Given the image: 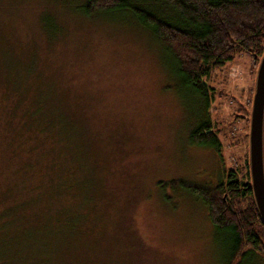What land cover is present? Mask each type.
I'll list each match as a JSON object with an SVG mask.
<instances>
[{
    "label": "rangeland",
    "instance_id": "obj_1",
    "mask_svg": "<svg viewBox=\"0 0 264 264\" xmlns=\"http://www.w3.org/2000/svg\"><path fill=\"white\" fill-rule=\"evenodd\" d=\"M84 3L0 0V257L225 264L206 206L171 181L212 186L249 171L261 57L239 55L207 79L219 157L190 143L201 108L163 48L128 13L87 17Z\"/></svg>",
    "mask_w": 264,
    "mask_h": 264
},
{
    "label": "trees",
    "instance_id": "obj_2",
    "mask_svg": "<svg viewBox=\"0 0 264 264\" xmlns=\"http://www.w3.org/2000/svg\"><path fill=\"white\" fill-rule=\"evenodd\" d=\"M115 11L128 13L171 58L173 76L201 108L190 143L221 157L208 116L207 79L239 55L262 56L264 0H85L83 9L87 17ZM171 186L206 206L209 221L227 244L225 264H261L257 251L264 247V225L247 168L241 174L227 169L212 186L185 180H173ZM7 261L0 257V264Z\"/></svg>",
    "mask_w": 264,
    "mask_h": 264
},
{
    "label": "water",
    "instance_id": "obj_3",
    "mask_svg": "<svg viewBox=\"0 0 264 264\" xmlns=\"http://www.w3.org/2000/svg\"><path fill=\"white\" fill-rule=\"evenodd\" d=\"M248 169L253 199L264 225V51L255 74L249 115Z\"/></svg>",
    "mask_w": 264,
    "mask_h": 264
}]
</instances>
